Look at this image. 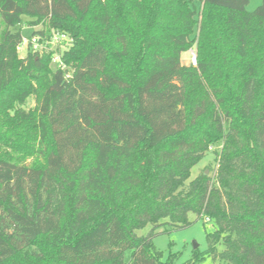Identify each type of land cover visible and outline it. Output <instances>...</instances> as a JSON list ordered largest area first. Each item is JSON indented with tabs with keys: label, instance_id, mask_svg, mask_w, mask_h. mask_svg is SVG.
<instances>
[{
	"label": "trees",
	"instance_id": "1",
	"mask_svg": "<svg viewBox=\"0 0 264 264\" xmlns=\"http://www.w3.org/2000/svg\"><path fill=\"white\" fill-rule=\"evenodd\" d=\"M250 2L0 0V264H174L155 232L191 215L219 264H264V0ZM54 33L72 40L65 70L31 45Z\"/></svg>",
	"mask_w": 264,
	"mask_h": 264
},
{
	"label": "rangeland",
	"instance_id": "2",
	"mask_svg": "<svg viewBox=\"0 0 264 264\" xmlns=\"http://www.w3.org/2000/svg\"><path fill=\"white\" fill-rule=\"evenodd\" d=\"M263 0H251L247 7L249 12L255 11L259 6H261ZM29 18H24V21H28ZM21 32L24 37V45L20 48V56L24 58L27 55L28 40L35 31L33 28L24 26ZM37 29H40L38 27ZM182 64L183 65H196L197 64V50L196 48L191 49L189 52L182 54ZM55 65L52 63V68L55 69ZM35 106L34 98L28 100L26 106L27 109ZM215 151H220L221 146L214 148ZM213 155H209L206 159L197 167L193 173V177L197 176L202 170L206 169L207 174H210L208 167H215V160ZM191 225L187 228H175L170 225L163 226L159 228L154 235V245L157 250L163 253V259L167 260L170 254L177 256L174 264H219L213 256L209 255L207 252L209 250V244L207 235L214 231L212 224L207 220L198 219L196 215L190 216ZM152 231V226H148L137 232L138 236H147ZM200 253L204 258L200 261H193L195 253ZM132 250H128L125 254V259L127 262L131 259Z\"/></svg>",
	"mask_w": 264,
	"mask_h": 264
},
{
	"label": "built area",
	"instance_id": "3",
	"mask_svg": "<svg viewBox=\"0 0 264 264\" xmlns=\"http://www.w3.org/2000/svg\"><path fill=\"white\" fill-rule=\"evenodd\" d=\"M72 43V40L64 34L54 33L48 40H42L40 37H34L31 45L35 52L55 51L53 56V64L58 69L65 70L66 65L62 61V52L65 51Z\"/></svg>",
	"mask_w": 264,
	"mask_h": 264
}]
</instances>
